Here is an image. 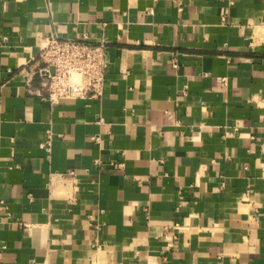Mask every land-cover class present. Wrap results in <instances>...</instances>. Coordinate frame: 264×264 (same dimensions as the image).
Listing matches in <instances>:
<instances>
[{
    "label": "crops",
    "instance_id": "crops-1",
    "mask_svg": "<svg viewBox=\"0 0 264 264\" xmlns=\"http://www.w3.org/2000/svg\"><path fill=\"white\" fill-rule=\"evenodd\" d=\"M263 6L0 0V264H264ZM54 37L99 98L29 90Z\"/></svg>",
    "mask_w": 264,
    "mask_h": 264
},
{
    "label": "built area",
    "instance_id": "built-area-1",
    "mask_svg": "<svg viewBox=\"0 0 264 264\" xmlns=\"http://www.w3.org/2000/svg\"><path fill=\"white\" fill-rule=\"evenodd\" d=\"M107 52L105 41L51 38L33 58L29 90L52 104L99 98L106 79Z\"/></svg>",
    "mask_w": 264,
    "mask_h": 264
},
{
    "label": "rangeland",
    "instance_id": "rangeland-1",
    "mask_svg": "<svg viewBox=\"0 0 264 264\" xmlns=\"http://www.w3.org/2000/svg\"><path fill=\"white\" fill-rule=\"evenodd\" d=\"M263 7H264V6H263ZM217 21H218V20H217ZM218 22H219V24H222V23H224V22H223V21H221V20H220V21H218ZM45 45H46V44H45ZM45 45H44V46H45ZM54 247H55V246H53V248H54ZM53 248H52V249H50V250H53Z\"/></svg>",
    "mask_w": 264,
    "mask_h": 264
}]
</instances>
